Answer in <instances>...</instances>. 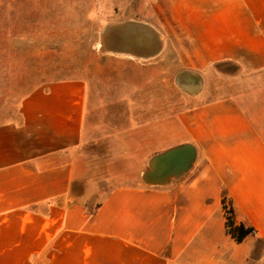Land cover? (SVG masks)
<instances>
[{
    "label": "crops",
    "instance_id": "crops-1",
    "mask_svg": "<svg viewBox=\"0 0 264 264\" xmlns=\"http://www.w3.org/2000/svg\"><path fill=\"white\" fill-rule=\"evenodd\" d=\"M147 1L131 45L109 49L148 59L144 72L160 56L139 112L122 96L96 107L78 77L33 89L0 121V264H263L264 119L210 97L208 75L264 72V0ZM183 144L197 152L187 173L143 180ZM226 207L232 227L254 228L241 241Z\"/></svg>",
    "mask_w": 264,
    "mask_h": 264
},
{
    "label": "rangeland",
    "instance_id": "rangeland-1",
    "mask_svg": "<svg viewBox=\"0 0 264 264\" xmlns=\"http://www.w3.org/2000/svg\"><path fill=\"white\" fill-rule=\"evenodd\" d=\"M147 6V0H0V121L15 118L20 101L33 89L78 77L87 80L96 107L105 102V107L115 108L110 100L122 96L137 99L134 106L139 112L144 92L157 87L161 73L155 62L160 56L150 60L155 69L144 72L148 59L109 49L131 45L130 36L141 31ZM150 30L151 49L158 48L161 35ZM163 61L172 64V53ZM231 74L208 75L210 97L232 95L254 120L264 119V72ZM166 92L172 100L181 98L183 108L189 106L185 93Z\"/></svg>",
    "mask_w": 264,
    "mask_h": 264
},
{
    "label": "water",
    "instance_id": "water-1",
    "mask_svg": "<svg viewBox=\"0 0 264 264\" xmlns=\"http://www.w3.org/2000/svg\"><path fill=\"white\" fill-rule=\"evenodd\" d=\"M196 148L183 144L157 154L149 161V169L143 174V180L152 184H165L169 178L180 177L187 173L196 160Z\"/></svg>",
    "mask_w": 264,
    "mask_h": 264
},
{
    "label": "trees",
    "instance_id": "trees-1",
    "mask_svg": "<svg viewBox=\"0 0 264 264\" xmlns=\"http://www.w3.org/2000/svg\"><path fill=\"white\" fill-rule=\"evenodd\" d=\"M254 228H244L243 226L240 227H231L229 228V232L238 240L241 241L246 234L252 232Z\"/></svg>",
    "mask_w": 264,
    "mask_h": 264
},
{
    "label": "built area",
    "instance_id": "built-area-1",
    "mask_svg": "<svg viewBox=\"0 0 264 264\" xmlns=\"http://www.w3.org/2000/svg\"><path fill=\"white\" fill-rule=\"evenodd\" d=\"M226 210H227V215H228V218H229V222H230V220H231V208H229V207H226ZM229 228H230V223H229ZM254 231V229L252 230V232ZM263 264H264V254H263Z\"/></svg>",
    "mask_w": 264,
    "mask_h": 264
}]
</instances>
